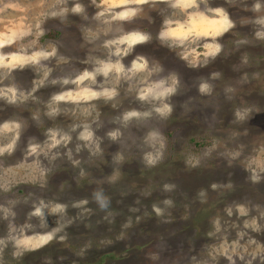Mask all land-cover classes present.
Segmentation results:
<instances>
[{
	"label": "rangeland",
	"instance_id": "374dc122",
	"mask_svg": "<svg viewBox=\"0 0 264 264\" xmlns=\"http://www.w3.org/2000/svg\"><path fill=\"white\" fill-rule=\"evenodd\" d=\"M0 264H264V0H0Z\"/></svg>",
	"mask_w": 264,
	"mask_h": 264
},
{
	"label": "trees",
	"instance_id": "16d2710c",
	"mask_svg": "<svg viewBox=\"0 0 264 264\" xmlns=\"http://www.w3.org/2000/svg\"><path fill=\"white\" fill-rule=\"evenodd\" d=\"M197 146H199V145H197Z\"/></svg>",
	"mask_w": 264,
	"mask_h": 264
},
{
	"label": "bare ground",
	"instance_id": "6f19581e",
	"mask_svg": "<svg viewBox=\"0 0 264 264\" xmlns=\"http://www.w3.org/2000/svg\"><path fill=\"white\" fill-rule=\"evenodd\" d=\"M215 33V32H214Z\"/></svg>",
	"mask_w": 264,
	"mask_h": 264
}]
</instances>
